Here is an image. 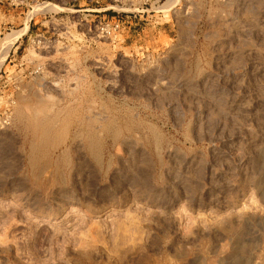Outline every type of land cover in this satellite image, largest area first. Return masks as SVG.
<instances>
[{
	"label": "rangeland",
	"instance_id": "374dc122",
	"mask_svg": "<svg viewBox=\"0 0 264 264\" xmlns=\"http://www.w3.org/2000/svg\"><path fill=\"white\" fill-rule=\"evenodd\" d=\"M0 264H264V0H0Z\"/></svg>",
	"mask_w": 264,
	"mask_h": 264
},
{
	"label": "built area",
	"instance_id": "2783aa9c",
	"mask_svg": "<svg viewBox=\"0 0 264 264\" xmlns=\"http://www.w3.org/2000/svg\"><path fill=\"white\" fill-rule=\"evenodd\" d=\"M122 29V23L117 20L115 22H113L112 24H105L102 26V33H104V35L107 36H114L117 34V32L121 31Z\"/></svg>",
	"mask_w": 264,
	"mask_h": 264
},
{
	"label": "bare ground",
	"instance_id": "6f19581e",
	"mask_svg": "<svg viewBox=\"0 0 264 264\" xmlns=\"http://www.w3.org/2000/svg\"><path fill=\"white\" fill-rule=\"evenodd\" d=\"M41 84H42V83H41ZM50 84H51V83H50ZM56 84H57V83H56ZM56 84H55V85H56ZM39 85H40V84H39ZM52 85H54V84H52ZM57 85H58V84H57ZM57 85H56V86H57ZM159 85H160V84H159ZM42 86H43V84H42ZM56 86H53V87H56ZM47 87H48V86H47ZM51 88H52V87H51ZM71 90H72V89H71ZM62 92H63V91H62ZM50 94H51V93H50ZM47 95L49 96V94H47ZM33 96H34V99H33V100H34V102L36 103L35 106H37V107H41L40 105H43L42 108H44V103H43V101H42V100H43V99H42L43 96H41L40 94H36V95H33ZM48 96H47V97H48ZM72 102H73V101H72ZM41 103H43V104H41ZM68 104H69V103H68ZM45 106H46V104H45ZM52 106H53V105H52ZM46 107H47V106H46ZM48 107H49V106H48ZM50 108H51V107H50ZM50 108H49V109H50ZM45 109H46V108H45ZM47 109H48V108H47ZM51 109H52V108H51ZM38 110H40V108H39ZM38 110H37V112H39ZM49 111H50V110H49ZM52 111H53V110H52ZM61 111H62V110H61ZM50 112H51V111H50ZM57 116H58V115H57ZM63 117H64V116H63ZM98 117H99V116H98ZM103 118H104V117H103ZM54 120H55V119H54ZM65 125H66V124H65ZM66 126H67V125H66ZM67 131H68V130H67ZM79 132H80V131H79ZM77 150H78V149H77ZM53 172H54V171H53Z\"/></svg>",
	"mask_w": 264,
	"mask_h": 264
},
{
	"label": "crops",
	"instance_id": "0c3cea01",
	"mask_svg": "<svg viewBox=\"0 0 264 264\" xmlns=\"http://www.w3.org/2000/svg\"><path fill=\"white\" fill-rule=\"evenodd\" d=\"M138 40L135 42V44H137Z\"/></svg>",
	"mask_w": 264,
	"mask_h": 264
}]
</instances>
